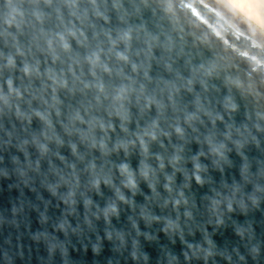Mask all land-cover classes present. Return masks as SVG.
I'll list each match as a JSON object with an SVG mask.
<instances>
[{
  "label": "water",
  "instance_id": "1",
  "mask_svg": "<svg viewBox=\"0 0 264 264\" xmlns=\"http://www.w3.org/2000/svg\"><path fill=\"white\" fill-rule=\"evenodd\" d=\"M0 264H264V31L232 0H0Z\"/></svg>",
  "mask_w": 264,
  "mask_h": 264
},
{
  "label": "bare ground",
  "instance_id": "2",
  "mask_svg": "<svg viewBox=\"0 0 264 264\" xmlns=\"http://www.w3.org/2000/svg\"><path fill=\"white\" fill-rule=\"evenodd\" d=\"M236 6L264 31V0H232Z\"/></svg>",
  "mask_w": 264,
  "mask_h": 264
}]
</instances>
